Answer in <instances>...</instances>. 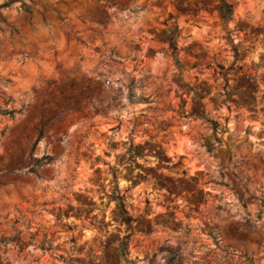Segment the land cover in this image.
Returning <instances> with one entry per match:
<instances>
[{
  "label": "clouds",
  "instance_id": "9594fccd",
  "mask_svg": "<svg viewBox=\"0 0 264 264\" xmlns=\"http://www.w3.org/2000/svg\"><path fill=\"white\" fill-rule=\"evenodd\" d=\"M0 264H264V0H0Z\"/></svg>",
  "mask_w": 264,
  "mask_h": 264
}]
</instances>
